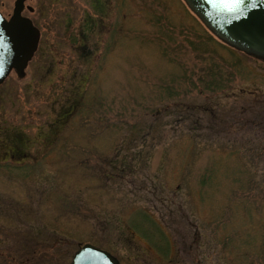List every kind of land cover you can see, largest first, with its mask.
Here are the masks:
<instances>
[{
  "label": "rangeland",
  "instance_id": "obj_1",
  "mask_svg": "<svg viewBox=\"0 0 264 264\" xmlns=\"http://www.w3.org/2000/svg\"><path fill=\"white\" fill-rule=\"evenodd\" d=\"M26 3L38 47L0 86V264H69L83 243L264 264V60L183 0ZM211 70L222 89L182 92Z\"/></svg>",
  "mask_w": 264,
  "mask_h": 264
},
{
  "label": "water",
  "instance_id": "obj_2",
  "mask_svg": "<svg viewBox=\"0 0 264 264\" xmlns=\"http://www.w3.org/2000/svg\"><path fill=\"white\" fill-rule=\"evenodd\" d=\"M24 0H14L8 19L0 15V83L13 70L21 77L39 38L38 28L20 14ZM218 40L264 60V0H183ZM69 264H119L110 252L83 243Z\"/></svg>",
  "mask_w": 264,
  "mask_h": 264
},
{
  "label": "trees",
  "instance_id": "obj_3",
  "mask_svg": "<svg viewBox=\"0 0 264 264\" xmlns=\"http://www.w3.org/2000/svg\"><path fill=\"white\" fill-rule=\"evenodd\" d=\"M227 82V76H222L221 73H214L212 70L208 71V73L205 74V78L201 77L198 78L195 81H189V84H187V88L183 89L182 92L189 93L193 90L196 91L197 94L204 93L206 91H217L222 89ZM170 93V92H169ZM7 164H5L6 166ZM18 165L20 164H15L14 168H20ZM212 171L210 170L207 174L202 175L198 181L199 185L205 186L210 184V175Z\"/></svg>",
  "mask_w": 264,
  "mask_h": 264
},
{
  "label": "flooded vegetation",
  "instance_id": "obj_4",
  "mask_svg": "<svg viewBox=\"0 0 264 264\" xmlns=\"http://www.w3.org/2000/svg\"><path fill=\"white\" fill-rule=\"evenodd\" d=\"M27 1H29V0H24L23 1V4H22V6L20 7V14L22 15V16H26V15H24V11L26 10V11H28L29 13H31L32 11H33V8L31 7V6H29V5H27ZM13 2H14V0L12 1V5L10 6V9H9V11L8 12H5V11H3V9H2V7L4 6V2H1L0 3V15L4 18V19H8L9 17H10V15H11V13H12V10H13ZM26 17H28V16H26ZM29 18V17H28ZM30 19V18H29ZM31 20V19H30ZM31 22H32V20H31ZM32 24H33V22H32ZM34 25V24H33ZM39 39V38H38ZM37 47H38V43H37V46H36V49H37ZM36 49H35V51H34V53H33V55H32V57L34 56V54H35V52H36ZM32 57H31V59H32ZM30 59V60H31ZM29 60V61H30ZM29 61H28V63H29ZM27 63V64H28ZM27 66V65H26ZM12 72H14L13 70H11L6 76H5V78L3 79V81L0 83V86L2 85V84H4L5 83V81L7 80V78L9 77V75L12 73ZM15 73V72H14ZM15 75L17 76V74L15 73ZM19 77V76H18Z\"/></svg>",
  "mask_w": 264,
  "mask_h": 264
}]
</instances>
